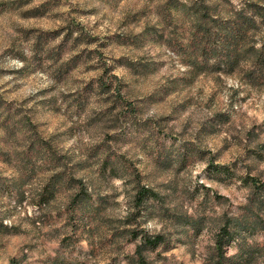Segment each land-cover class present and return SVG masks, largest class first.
Masks as SVG:
<instances>
[{"label":"clouds","instance_id":"obj_1","mask_svg":"<svg viewBox=\"0 0 264 264\" xmlns=\"http://www.w3.org/2000/svg\"><path fill=\"white\" fill-rule=\"evenodd\" d=\"M0 264H264V0H0Z\"/></svg>","mask_w":264,"mask_h":264}]
</instances>
